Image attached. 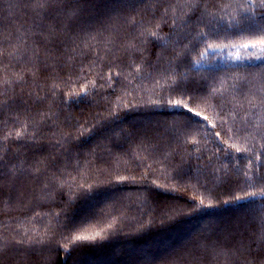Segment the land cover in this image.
I'll list each match as a JSON object with an SVG mask.
<instances>
[{
  "label": "trees",
  "instance_id": "obj_1",
  "mask_svg": "<svg viewBox=\"0 0 264 264\" xmlns=\"http://www.w3.org/2000/svg\"><path fill=\"white\" fill-rule=\"evenodd\" d=\"M15 2L0 0V22L5 29L12 27L14 13L19 12ZM169 3L89 0L75 30L85 38L97 36L90 41L93 47H83L67 65L62 63L54 69L58 88L43 105L24 103L0 112V139L8 132L20 131L21 124L29 116L36 117L37 111L50 109L53 116L40 125L44 138L39 145L34 146L30 138L2 145L11 149L8 158L19 157L26 162L25 167L44 161V174L38 180L27 174L18 175L14 181L7 175L0 179V233L8 238H19L24 232L45 237L46 243L36 247L47 264H172L191 240L210 229L236 223L246 213L258 215L261 211L260 198L251 209L228 204L193 211L201 199L207 204L211 197L229 198L221 173L212 175L226 162L223 153L215 151L217 141L212 133L219 131L223 140L232 134H225L228 128L237 138L245 134L240 116L233 120L235 113L230 112L233 90L229 87L221 97L212 95V89L221 81L225 86H240L245 77L253 81L264 69V60L254 61V54L244 52L243 46L255 39L254 34L228 28L223 22H214L218 31L206 41L197 33L210 31V14L227 19L236 14L243 0H203L196 12L185 17L186 24L177 21L178 31L166 48L149 41L141 49L143 55L126 54L123 44L142 31L134 27L133 18L144 26L150 21L159 24L166 36L173 31L171 13L168 23L162 18ZM108 39L115 40L117 47L108 44ZM206 44L212 49L206 50ZM236 47L239 49L235 51ZM234 54L244 59L235 61ZM4 63L8 64L7 58ZM15 64H8L9 74L19 71ZM137 66L143 78L136 77ZM166 73L186 76L182 91L187 93L184 99L192 113L169 106L168 101L177 97ZM93 82L96 87H92ZM30 87L31 83L25 86L24 100L29 99L26 92ZM85 87L90 89L88 96L78 97L79 102L67 99L69 93H79ZM16 92L20 95V88ZM204 116L208 117L203 121L207 128L188 119L203 120ZM78 124L87 130H78ZM211 124L216 127L211 128ZM33 130L30 126L29 134ZM62 136L67 137L61 140L63 148L53 147ZM193 139L196 146L191 144ZM253 143L258 150L264 141L248 138L246 146L251 149ZM238 146L243 148L245 141L241 139ZM197 156L203 159L197 160ZM232 156L228 167L234 177V165L246 168L247 160L244 152L233 150ZM254 156L255 150L250 158ZM189 169L191 174L185 175ZM145 175L147 179L141 180ZM119 176L136 179L116 183ZM89 185L93 186L91 199H85L83 191ZM234 191L244 195L239 186ZM212 202L219 204L215 199ZM83 229H87L86 235L100 236L92 242L72 243L77 231ZM9 255L16 257L14 251ZM222 261L223 257L214 260L209 255L202 264ZM0 264H10L9 259Z\"/></svg>",
  "mask_w": 264,
  "mask_h": 264
},
{
  "label": "snow or ice",
  "instance_id": "obj_2",
  "mask_svg": "<svg viewBox=\"0 0 264 264\" xmlns=\"http://www.w3.org/2000/svg\"><path fill=\"white\" fill-rule=\"evenodd\" d=\"M89 0H16L14 7L19 10L14 13L12 27L5 29L0 22V112L5 109L12 110L14 106L24 103H32L36 106L43 105L49 94H55L58 88L59 81L54 71L55 68L67 65L71 59L75 58L77 52L82 51L83 47H93L90 43L92 40H97V36H88L87 38L76 33L75 26L85 11L83 5ZM203 4V0H170L169 6L163 10V19L168 23V16L171 13V28L167 36L160 32V25H153L150 21L147 26L142 22L137 23L135 18L132 23L136 28H142L139 36L132 37L123 44L125 53H137L143 55L141 51L143 45L149 41L156 42L161 48H166L171 41V36L178 31L177 21L187 23L185 17L189 12H196ZM230 6V5H229ZM212 19L209 21L210 31H201L197 36L207 40L213 32L218 31L215 24L226 23L228 28L238 29L241 32H249L255 35V39L250 44H245L244 48L251 47L252 49L264 54V0H243L235 15H229L226 19L224 16L217 18L215 14H210ZM23 21V22H21ZM183 26V24L181 25ZM81 31H83L81 29ZM75 33V34H74ZM107 43L112 47H117L115 40L108 39ZM212 49L211 44H206V50ZM201 56L204 53L200 54ZM5 58L8 59V64L15 61V66L19 67V71H14L9 74L6 71L8 64H5ZM236 59H244V57H236ZM256 59L264 60V55L256 56ZM196 61L195 64H199ZM136 77L141 76V67H136ZM167 82L175 93L177 98L168 101L169 106L187 110V113H192L193 109L185 102L187 93L182 91L186 76L184 74H167ZM111 77H109L110 79ZM31 83L26 95L29 98L24 100L25 86ZM92 87H96L92 83ZM229 87L232 92L233 108L230 112L240 116V122L244 127L245 134L237 138L236 133L232 128L226 129L225 134L228 135L227 140L220 139V132L212 133L217 143L215 146L216 153H223L225 163L222 168L214 169L212 175L221 173V179L224 181L225 195L228 199L219 200L218 196L211 197L207 204L201 199L199 205L193 207V211H198L203 207H216L232 204L235 206H243L246 209H251V206L256 203V198H260V213L252 215L246 213L244 218L236 223L216 227L210 229L207 234H202L198 238L190 241L189 245L177 253L172 264H202L204 257L212 256L219 259L223 257L221 264H264V143H259V149L256 150V144L253 143L252 148L246 146L248 138L256 141H264V69L257 74L253 81L244 78L242 85L237 83L231 86H225L223 81L219 87L212 89V95L219 94L223 97L229 92ZM20 88V95H17L16 89ZM90 89L85 87L79 93H69L67 99L69 101L77 100L78 97L88 96ZM44 92V95L40 93ZM191 100V97H188ZM243 113L241 116L240 114ZM195 116L199 117L200 113L195 112ZM37 117L39 120H37ZM19 117H17V120ZM53 116L51 110L37 111L36 117L29 116L26 121L21 124V130L8 132L7 135L0 139V179L5 175L10 180H15L18 175L27 174L35 179H39L44 174L47 165L44 161H35L25 167V163L20 161L19 157L13 156L8 158L7 153L11 149H5L2 145L14 140L18 142L30 138L31 143L39 145L42 136L40 125H44L51 121ZM192 123L203 125V121L208 120L207 116L203 120H193L188 118ZM30 122V123H29ZM87 124V121L84 122ZM224 121L221 122L223 127ZM34 126V130L29 134L28 129ZM216 124H211V128H215ZM78 130L84 129V125H77ZM211 132V129H208ZM55 135V133H54ZM79 135H84V131H79ZM40 137V139H37ZM245 141V146L242 148L239 145L240 140ZM61 140H67V137L56 139L53 147L63 148ZM233 141V143H229ZM193 146L197 145V141H191ZM245 153L247 160L246 168L236 167V175H230L228 164L231 159H234L232 152ZM255 150L254 159L250 158ZM195 151L199 152L200 148L195 147ZM197 160L203 159L202 156H197ZM219 159V157H217ZM211 160V157L209 158ZM45 167H41V165ZM199 170V169H197ZM185 175L191 174V169L184 172ZM129 179L135 180L136 177L119 176L116 183H124ZM141 180L147 179V176H141ZM155 183V182H153ZM158 188H163L164 185L156 184ZM239 186L244 195H236L235 187ZM83 188V185L80 186ZM2 189V185H0ZM250 189V190H249ZM93 186L89 185L83 191L85 199H91ZM2 196V192H0ZM213 199L218 200L219 204H214ZM246 202V203H245ZM87 229L78 230L72 239V243L76 242H92L100 236L99 233L94 235H86L84 232ZM103 239V237H100ZM46 239L40 235L24 232L17 238L13 236L8 238L0 233V262L6 258L10 264H47L42 252L36 247L44 245ZM15 252L16 257H10V252ZM67 251V249H65ZM70 258V257H69Z\"/></svg>",
  "mask_w": 264,
  "mask_h": 264
},
{
  "label": "rangeland",
  "instance_id": "obj_3",
  "mask_svg": "<svg viewBox=\"0 0 264 264\" xmlns=\"http://www.w3.org/2000/svg\"><path fill=\"white\" fill-rule=\"evenodd\" d=\"M244 48V47H243ZM239 48L238 47H236V48H234V50L236 51V50H238ZM250 52L251 54H254V58H253V60L254 61H260L261 59H256V56H261V55H264V54H262V53H260L259 51H256V50H254V49H252L251 47H249V48H244V52ZM235 53V52H234ZM236 57H239V55H235L234 54V60L235 61H237L238 59H236ZM247 61H250L249 59H247Z\"/></svg>",
  "mask_w": 264,
  "mask_h": 264
}]
</instances>
